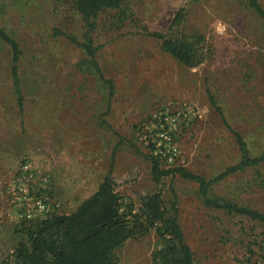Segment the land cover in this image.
<instances>
[{
	"label": "rangeland",
	"instance_id": "rangeland-1",
	"mask_svg": "<svg viewBox=\"0 0 264 264\" xmlns=\"http://www.w3.org/2000/svg\"><path fill=\"white\" fill-rule=\"evenodd\" d=\"M97 14L87 31L70 1L0 0V28L17 44L21 107L9 74L10 55L0 41V264L21 227L8 186L24 162L46 178L51 215L68 214L90 196L108 170L120 197L134 209L137 197L157 192L176 202V221L193 264H264V225L205 207L197 185L176 174L153 182L150 159L137 138L149 114L192 108L177 143L179 166L209 179L239 160L237 133L250 157L264 150V23L242 0H120ZM264 14V0H255ZM176 16L178 22L169 28ZM90 39L95 60L113 85L112 111L101 124L105 87L82 51L52 30ZM200 34L209 56L193 69L174 62L145 36ZM211 97L214 107L208 102ZM219 109V113L214 108ZM105 123V122H104ZM208 198L264 215V162L213 183ZM153 231L114 251L117 264H150Z\"/></svg>",
	"mask_w": 264,
	"mask_h": 264
},
{
	"label": "trees",
	"instance_id": "trees-1",
	"mask_svg": "<svg viewBox=\"0 0 264 264\" xmlns=\"http://www.w3.org/2000/svg\"><path fill=\"white\" fill-rule=\"evenodd\" d=\"M65 1V0H64ZM70 1L79 14L83 27L91 31L94 19L104 10H118L120 0H66ZM256 16L264 23V14L255 0H242ZM176 16L169 28L176 25ZM52 36H63L70 44L80 49L98 81L107 89V104L113 95V85L105 79L95 60L98 46H93L90 39L78 41L72 35L64 34L57 29L52 30ZM145 36L158 42L159 50L174 62L186 69H193L209 56L204 39L200 34L192 37H172L158 32H146ZM0 41L8 48L10 55L9 74L12 88L16 96V104L21 107V96L17 77V61L19 50L16 42L0 28ZM208 102L214 107L210 96ZM217 113L219 109L214 108ZM108 105L106 111L107 114ZM101 115V116H103ZM101 124L107 125L101 121ZM226 128L234 137L239 152L236 164L225 168L212 178L188 173L180 167L162 168L158 162L149 157V176L153 182L176 174L184 180L197 185V193L205 207L219 209L226 213L245 216L264 225V215L248 207L238 206L229 202L208 198V188L215 182L246 168L254 167L264 162V150L255 157H250L241 137ZM110 163L105 175L101 178L94 192L82 200L68 214L50 215L48 218L29 222L18 231L14 246L9 250L13 264H117L114 251L126 241L140 238L153 231L158 244L150 253V264H193L192 254L185 244L182 233L176 221V202L168 205L153 192L137 197L138 208L134 209L126 203L116 191V185L111 177Z\"/></svg>",
	"mask_w": 264,
	"mask_h": 264
},
{
	"label": "built area",
	"instance_id": "built-area-1",
	"mask_svg": "<svg viewBox=\"0 0 264 264\" xmlns=\"http://www.w3.org/2000/svg\"><path fill=\"white\" fill-rule=\"evenodd\" d=\"M193 115L192 108L183 105L173 112L164 110L151 113L140 123L137 138L160 167L179 166L181 157L177 138L181 126H186L189 121L187 118ZM36 175L31 163L24 162L8 186L13 214L25 222L48 218L52 212L46 193V178H37Z\"/></svg>",
	"mask_w": 264,
	"mask_h": 264
},
{
	"label": "crops",
	"instance_id": "crops-1",
	"mask_svg": "<svg viewBox=\"0 0 264 264\" xmlns=\"http://www.w3.org/2000/svg\"><path fill=\"white\" fill-rule=\"evenodd\" d=\"M100 69V68H99ZM101 71V70H100ZM101 74H102V72H101ZM102 76H103V74H102ZM104 77V76H103ZM105 78V77H104ZM106 79V78H105ZM106 89V88H105ZM104 98H105V105H102L101 106V108H102V114L101 115H103V113L106 111V109H107V105H108V111H107V114H104L103 116H101L100 118H102L103 120H104V122H105V124H107L106 123V121H105V118H106V116H108V114L112 111V97L110 98V100H109V103L107 104V89L106 90H104ZM113 96V95H112ZM103 122V121H102ZM107 171H105L104 172V174L99 178V180L97 181V183H96V186H95V189H96V187H97V185H98V183L100 182V180H101V178L105 175V173H106ZM94 189V190H95ZM94 192V191H93Z\"/></svg>",
	"mask_w": 264,
	"mask_h": 264
}]
</instances>
